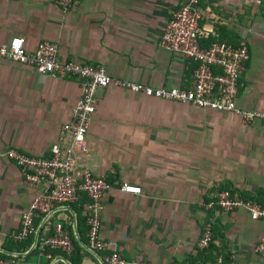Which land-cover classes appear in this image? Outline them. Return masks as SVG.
I'll return each mask as SVG.
<instances>
[{
	"label": "crops",
	"instance_id": "0c3cea01",
	"mask_svg": "<svg viewBox=\"0 0 264 264\" xmlns=\"http://www.w3.org/2000/svg\"><path fill=\"white\" fill-rule=\"evenodd\" d=\"M185 0H77L63 12L55 0H0V45H57L60 60L103 66L112 77L150 87H188L195 63L159 44L172 13ZM201 43L246 46L236 104L264 110V0H202ZM214 39V40H211ZM82 80L53 77L0 56V261L3 264H106L118 252L126 264H262L256 245L264 217L216 204L227 185L233 197L264 190V122L243 123L230 111L148 96L109 84L96 91L95 112L75 168L110 184L102 199L100 238L87 237L82 198L55 203L34 230L18 239L23 213L45 183H30L5 152L45 157L71 118ZM138 185L139 194L119 190ZM248 195V196H244ZM33 217V218H34ZM56 223L68 230L65 251L45 240ZM209 225V245H197ZM76 242V243H75ZM78 245L80 248L78 249Z\"/></svg>",
	"mask_w": 264,
	"mask_h": 264
},
{
	"label": "built area",
	"instance_id": "2783aa9c",
	"mask_svg": "<svg viewBox=\"0 0 264 264\" xmlns=\"http://www.w3.org/2000/svg\"><path fill=\"white\" fill-rule=\"evenodd\" d=\"M55 1L60 9L66 12L77 0ZM201 1L185 0L174 10L159 40L161 46L195 63L192 83L188 87L141 86L112 78L103 66L60 60L57 45L53 42H40L31 52L23 48L22 38H14L8 45H0V56L30 65L39 73L82 80L81 94L74 104L71 118L61 125L58 139L50 146L47 156L36 157L16 149H8L5 152L9 159L23 169L26 181L33 184L45 183L44 190L33 197L22 215L18 239L27 237L34 230L35 214L48 212L55 203L73 202L82 191L89 199L85 204L89 244L97 251L110 246L107 241L100 238L99 233L102 199L110 184L104 176L95 175L89 169L78 171L75 168V152L85 141L91 117L95 112L96 91L99 88L114 84L129 91H142L148 96L160 99L230 111L246 124L254 120L264 122V110L244 109L236 104L239 79L249 57L247 47L232 46L221 41L203 45L201 40L205 33L200 26ZM119 190L133 194L141 192L140 186L130 183H122ZM216 204L226 210L243 207L253 219L264 217V205L249 198L233 197L227 189L218 191ZM55 226V234L46 239L45 244L71 251L73 243L68 231L61 223H56ZM211 237L212 232L207 225L198 240V247L200 249L207 247ZM256 249L264 264V237L259 240ZM101 258L106 264H126V260L115 250ZM0 264L3 262L0 261Z\"/></svg>",
	"mask_w": 264,
	"mask_h": 264
},
{
	"label": "trees",
	"instance_id": "16d2710c",
	"mask_svg": "<svg viewBox=\"0 0 264 264\" xmlns=\"http://www.w3.org/2000/svg\"><path fill=\"white\" fill-rule=\"evenodd\" d=\"M211 40H214V39H211ZM218 41H220V40H218ZM222 189H227V190H229L230 192H232L233 190H231V188L229 187V186H227V185H224V187L223 188H221V190ZM83 194H85L86 195V193L85 192H79L78 193V198H77V200L79 199H81L83 196ZM244 196H248V195H245V194H243ZM84 197H86L85 198V202H83V199H81L80 201H81V204H83L84 206H85V204L88 202V196L86 195V196H84ZM255 198L256 199H258L261 203H263L264 202V190L263 189H260V190H258V192H257V194L255 195ZM40 216L41 215H38L37 217L35 216L34 218H33V226L35 227L36 226V223L38 222V220H39V218H40ZM84 220L86 221V214H85V217H84ZM65 228V227H64ZM66 229V228H65ZM67 230V229H66ZM68 231V230H67ZM76 243V242H75ZM77 246V248L79 249L80 247L78 246V245H76Z\"/></svg>",
	"mask_w": 264,
	"mask_h": 264
}]
</instances>
